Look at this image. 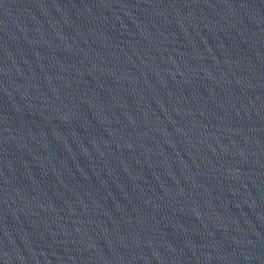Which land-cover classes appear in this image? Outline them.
Instances as JSON below:
<instances>
[{
	"label": "water",
	"instance_id": "obj_1",
	"mask_svg": "<svg viewBox=\"0 0 264 264\" xmlns=\"http://www.w3.org/2000/svg\"><path fill=\"white\" fill-rule=\"evenodd\" d=\"M0 264H264V0H0Z\"/></svg>",
	"mask_w": 264,
	"mask_h": 264
}]
</instances>
